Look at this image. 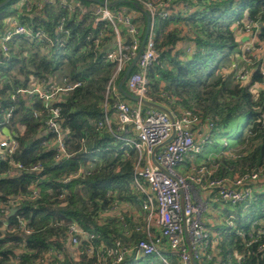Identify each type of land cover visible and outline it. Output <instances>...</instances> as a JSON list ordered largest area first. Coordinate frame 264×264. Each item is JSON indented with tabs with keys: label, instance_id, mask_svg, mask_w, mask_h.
Wrapping results in <instances>:
<instances>
[{
	"label": "trees",
	"instance_id": "16d2710c",
	"mask_svg": "<svg viewBox=\"0 0 264 264\" xmlns=\"http://www.w3.org/2000/svg\"><path fill=\"white\" fill-rule=\"evenodd\" d=\"M21 1L0 6V42L10 17L34 32L42 30L44 36L16 34L6 41V54L0 48V121H6V129L18 141L9 159L22 164L17 168L0 158V264H165L156 254L114 262L109 253L115 241L132 244L143 236L132 228L143 217L144 197L132 186L135 149L98 126L116 101L133 103L117 88L125 69L109 84L115 63L105 57L103 47L114 35L112 26L95 22L90 0H71L69 7L58 1L43 3L30 12L18 7ZM142 1L156 0H111L109 5L114 12L124 9L132 15L140 41L148 12ZM165 10L166 16L158 12L150 20L158 56L146 72L147 96L212 122V139L195 157L210 178L231 180L262 171L251 199L215 200L224 204L222 218L212 226L203 219L210 232L217 233L218 242L205 247L196 264H224L228 258L232 264H264L260 248L264 235H259L264 228V74L260 67L264 56L258 53L259 59L253 61L251 53L244 56L241 51L246 17L254 23L255 47H264V0H173ZM59 24L62 32L56 31ZM119 27L126 35L125 28ZM100 32L101 41L96 43ZM189 46L193 53L187 55ZM236 56L243 60L246 79L237 77ZM35 80L82 81L57 102L60 124L68 133L64 139L68 156L59 160L42 102L37 98L28 102L16 93ZM123 89L128 91L126 80ZM238 120L243 122L240 131L224 144L228 128ZM206 149L213 153L203 158ZM182 163L186 172L190 162ZM211 194L215 196L214 191ZM74 223L83 231L75 233L76 244L70 242ZM237 228L242 235L235 233ZM169 256L170 264H178L174 255Z\"/></svg>",
	"mask_w": 264,
	"mask_h": 264
},
{
	"label": "built area",
	"instance_id": "2783aa9c",
	"mask_svg": "<svg viewBox=\"0 0 264 264\" xmlns=\"http://www.w3.org/2000/svg\"><path fill=\"white\" fill-rule=\"evenodd\" d=\"M58 1L62 7H69L68 0H22L18 7L21 10L30 12L34 5L40 7L43 3ZM95 7V22L105 21L112 26L114 35L111 44L103 48L105 57L115 63V72L109 82L124 70L132 61L140 48V29L132 20V15L122 9L114 12L109 8L111 0H100ZM173 0L142 1L148 11L150 18L160 12L162 16L167 15L165 7ZM75 6V5H73ZM7 28L1 36L0 48L4 54L8 52L6 41L13 35H26L29 37L41 38L44 36L42 30L33 31L31 28L19 23L16 17H10L6 21ZM120 25L125 28L126 35H122ZM256 25V24H255ZM254 23L249 17L245 19V29L242 54L248 53L254 57L253 61L259 59L257 54L263 52L262 44L256 45V30L252 31ZM152 23L146 41L135 63V70L130 72L126 79L128 92L138 98L133 103L118 100L112 108V113L105 111L104 117L98 121V126L106 128L113 135L124 141L136 151V160L132 173V186L144 197L141 202L142 219L136 220L133 230L141 232L143 236L132 244H123L119 240L109 249L114 256V262H121L127 256L134 259L156 254L165 264H170V256L174 255L178 264H193V260L200 259L204 248L212 247L218 242L217 233L210 232L209 227L203 219V212L207 207V201L211 192H215L214 199L222 202H238L251 199L254 192V185L261 174V170L243 173L231 180L221 178H210L207 175V168L195 161L196 155L202 150L203 144L212 139V122L201 121L197 114L192 111L177 107L172 109L166 107L164 111L152 106L145 105L142 100L152 101L148 96V78L146 72L158 56L152 30ZM62 25L59 24L56 31L62 32ZM67 32V31H66ZM102 32L99 33L96 43L101 41ZM127 38L130 39L128 42ZM257 50V52H256ZM185 53H193L192 47H186ZM244 61L252 64L253 61L244 58ZM264 74V61L260 64ZM246 79V71L237 76ZM82 81H65L62 84L55 82L33 81L28 88H18L16 93L23 95L28 102L34 98L39 99L47 117L46 128L55 134L53 145L57 148L56 160L67 157L65 137L67 129L60 124V107L57 102L63 95L72 89L81 86ZM113 85V82H112ZM117 94V93H116ZM173 103H176L173 100ZM36 116L37 111H33ZM9 113L6 114V118ZM5 120L0 121V158L9 159L10 155L17 149L18 141L6 129ZM21 126L19 130L22 132ZM224 144L228 143L226 139ZM128 154V153H127ZM13 166L21 168L22 164L9 159ZM190 162L187 171H182V162ZM33 169H38L34 165ZM13 174V170L7 171ZM207 193L205 198L202 192ZM36 191L34 190V193ZM22 227L24 221L20 220ZM26 231H29L27 228ZM72 234L70 242L76 244L78 236L83 233L78 225L71 224ZM76 233V234H75ZM238 235L243 234L241 228L235 229ZM86 236L92 237L93 234ZM259 235H264V228H261ZM260 248L263 250L264 242ZM239 258V254H234ZM211 259V254H207ZM224 264H232L231 258L223 261ZM210 264H218L210 261Z\"/></svg>",
	"mask_w": 264,
	"mask_h": 264
},
{
	"label": "rangeland",
	"instance_id": "374dc122",
	"mask_svg": "<svg viewBox=\"0 0 264 264\" xmlns=\"http://www.w3.org/2000/svg\"><path fill=\"white\" fill-rule=\"evenodd\" d=\"M110 41H111V39H110ZM109 44H110V42L107 45H109ZM107 45H105L103 48L107 47ZM242 46L243 45H241V49L243 48ZM259 54H261V51H259ZM242 61L243 60L241 59L240 56L239 57L236 56L235 59H234V61H233V67H236L237 68V71H239V73L244 72V70H246L245 67H244V65L242 64ZM127 100H129V99H127ZM242 124H243L242 120H238L237 122L233 123L228 128L227 134H226L227 137H225L226 138V141L228 143L231 142L228 137L232 138L233 135H235L236 133H238L240 131L241 127H242ZM21 129L23 131L24 127L21 126ZM223 140H224V138L222 139V142H224ZM218 141L221 142V138H219ZM207 150L208 149H206L204 151V155L202 156L203 158H204V156L207 157V156H211L212 155L213 150H211L209 152ZM210 192L211 191H208V192L204 191V192H202L203 197L205 198L206 194L207 193L210 194ZM223 208H224V204L221 203V202H216L215 199H214V196L211 194L210 197H209V199H208V201H207V207H206V209L203 212V218L207 221V223L209 225L212 226L213 223L217 222L218 220H220L222 218V215H223L222 214V210H223Z\"/></svg>",
	"mask_w": 264,
	"mask_h": 264
},
{
	"label": "water",
	"instance_id": "95a60500",
	"mask_svg": "<svg viewBox=\"0 0 264 264\" xmlns=\"http://www.w3.org/2000/svg\"><path fill=\"white\" fill-rule=\"evenodd\" d=\"M7 1L9 0H3L2 2H0V6H2L3 4H5ZM68 1H71V0H68ZM101 1L98 0V3H100ZM73 5H76L75 2H72ZM145 16H146V26H145V30H144V34H143V37H142V40L140 42V48L138 49L137 53L135 54V56L133 57L132 61L128 64V66L125 68V71L122 75V78L119 80L118 84H117V88L119 90V92L127 99L129 100H133V101H138V98H136L134 95H132L131 93H129L128 91L124 90L123 89V83L125 82V80L127 79L128 75L130 74L131 70L133 69V67L135 66V63L137 61V58L142 50V47L146 41V38L148 36V33H149V29H150V15L148 12H145ZM245 38H248V37H245ZM245 38H242V41H244ZM142 102L145 104V105H148V106H152V107H155V108H158V109H161V110H164V111H168L166 107L158 104V103H155L153 101H149V100H142ZM15 210V208H11L10 209V213L13 212ZM193 264H196L195 261L193 260Z\"/></svg>",
	"mask_w": 264,
	"mask_h": 264
},
{
	"label": "crops",
	"instance_id": "0c3cea01",
	"mask_svg": "<svg viewBox=\"0 0 264 264\" xmlns=\"http://www.w3.org/2000/svg\"><path fill=\"white\" fill-rule=\"evenodd\" d=\"M90 1H92V3H93L92 8L95 9V7L98 5V0H90ZM242 38H244V36H242ZM110 44H111V42H110ZM261 53L262 54H260V56H264V52H261Z\"/></svg>",
	"mask_w": 264,
	"mask_h": 264
}]
</instances>
